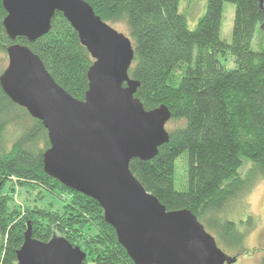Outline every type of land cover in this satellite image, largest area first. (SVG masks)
Masks as SVG:
<instances>
[{
    "label": "trees",
    "instance_id": "obj_1",
    "mask_svg": "<svg viewBox=\"0 0 264 264\" xmlns=\"http://www.w3.org/2000/svg\"><path fill=\"white\" fill-rule=\"evenodd\" d=\"M86 1L106 23L125 24L134 53L128 74L140 85L134 96L148 110L167 105L171 119L180 121L156 156L131 160L130 171L167 210L192 211L223 244L243 251L253 218L243 213L233 220L229 214L264 177V11L258 0H207L194 29L179 11V0ZM226 2L235 6L229 42L219 38ZM5 16L0 0L1 50L10 44ZM51 24L41 38L16 42L40 57L60 87L83 99L93 59L61 13L55 12ZM257 31L260 50L254 51L250 44ZM228 52L235 62L231 69L219 59ZM47 147L42 123L0 87V264H16L29 222L39 241L58 232L78 246L86 253L83 264H134L97 201L44 173ZM243 158L252 159L253 167L240 178ZM14 186H39L61 206H12Z\"/></svg>",
    "mask_w": 264,
    "mask_h": 264
},
{
    "label": "water",
    "instance_id": "obj_2",
    "mask_svg": "<svg viewBox=\"0 0 264 264\" xmlns=\"http://www.w3.org/2000/svg\"><path fill=\"white\" fill-rule=\"evenodd\" d=\"M264 11V0H258ZM11 41L0 87L11 102L40 121L49 147L43 171L68 189L97 201L104 221L134 264H232L204 224L188 209L167 210L129 169L150 160L169 140L167 105L145 109L134 96L139 82L128 70L130 38L103 21L86 0H1ZM59 12L93 59L87 90L75 99L50 76L40 57L16 40L33 42L51 29ZM16 264H83L86 253L63 236L32 237L30 222Z\"/></svg>",
    "mask_w": 264,
    "mask_h": 264
},
{
    "label": "rangeland",
    "instance_id": "obj_3",
    "mask_svg": "<svg viewBox=\"0 0 264 264\" xmlns=\"http://www.w3.org/2000/svg\"><path fill=\"white\" fill-rule=\"evenodd\" d=\"M206 1L207 0H179V11L185 14L187 18L188 28L194 29V26L197 23L198 19L204 13ZM234 10L235 6L231 3L226 2L224 4L219 38L226 42H229L231 40L230 35L234 18ZM111 26L114 27L117 31L123 32L128 37V31L124 23L117 22L116 24H111ZM260 39L261 37L259 36L258 31L255 32L254 38L252 39L250 44V47H252L254 51L260 50ZM219 59L226 69L234 68L235 62L233 56L229 52L224 56H219ZM7 63L8 58L6 49H0V71L4 70V68L7 66ZM179 124L180 121H175L170 118L166 122L165 127L167 131H169L177 127V125ZM8 133L10 134V132ZM252 165V159L243 158L241 168L238 170L239 177L244 178L248 171L253 167ZM179 172L183 173V170L179 168ZM8 185H11V183H9ZM14 188V191L9 193L10 197L13 199L12 206H23L26 204H38L42 206H49L51 204L54 208L61 206L58 198L53 197L50 193H46L43 188L41 190L39 186H35V189L30 187L23 188L19 186H14ZM6 191H8L7 188L4 190V192L6 193ZM231 211L232 213L229 214V217L233 220L240 218L241 214L244 213V215L250 214L254 221V225L250 227L246 231L247 233L244 235L243 251H240L239 247L231 248L226 244H223V242H221L217 238V233L213 228H210L203 221V219L201 220V223L204 224L205 229L215 237L216 243L225 253L237 258L236 261L232 264H261L264 255V177H260L256 180L255 184L252 186V189L245 193V196L241 201L235 203ZM53 235L63 236L58 232H54Z\"/></svg>",
    "mask_w": 264,
    "mask_h": 264
}]
</instances>
